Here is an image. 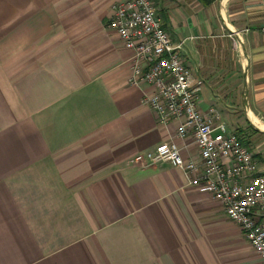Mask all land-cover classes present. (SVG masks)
<instances>
[{
	"label": "crops",
	"instance_id": "crops-1",
	"mask_svg": "<svg viewBox=\"0 0 264 264\" xmlns=\"http://www.w3.org/2000/svg\"><path fill=\"white\" fill-rule=\"evenodd\" d=\"M121 0H0V264H264L209 194L137 154L174 138L128 85ZM264 175V0H152ZM182 156L199 161L191 138Z\"/></svg>",
	"mask_w": 264,
	"mask_h": 264
},
{
	"label": "built area",
	"instance_id": "built-area-1",
	"mask_svg": "<svg viewBox=\"0 0 264 264\" xmlns=\"http://www.w3.org/2000/svg\"><path fill=\"white\" fill-rule=\"evenodd\" d=\"M107 28L116 32L124 48L134 52L128 85L149 86L143 103L160 125L177 123L174 138L153 151L137 154L140 167L171 163L190 186L209 194L225 217L238 226L254 254L264 261V175L250 150L236 134L228 133L214 108L199 109L200 82H194L156 13L152 0H121L112 7ZM264 32V27L262 28ZM186 138L197 150L198 162L185 160Z\"/></svg>",
	"mask_w": 264,
	"mask_h": 264
},
{
	"label": "trees",
	"instance_id": "trees-1",
	"mask_svg": "<svg viewBox=\"0 0 264 264\" xmlns=\"http://www.w3.org/2000/svg\"><path fill=\"white\" fill-rule=\"evenodd\" d=\"M196 1L203 7H207L213 4L214 2H216L217 0H196Z\"/></svg>",
	"mask_w": 264,
	"mask_h": 264
}]
</instances>
